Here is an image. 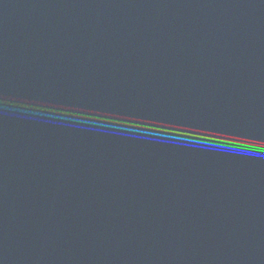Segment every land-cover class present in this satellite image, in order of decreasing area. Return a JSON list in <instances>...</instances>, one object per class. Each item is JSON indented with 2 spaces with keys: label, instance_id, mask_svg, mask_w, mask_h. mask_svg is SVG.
<instances>
[{
  "label": "water",
  "instance_id": "obj_1",
  "mask_svg": "<svg viewBox=\"0 0 264 264\" xmlns=\"http://www.w3.org/2000/svg\"><path fill=\"white\" fill-rule=\"evenodd\" d=\"M0 264H264V0H0Z\"/></svg>",
  "mask_w": 264,
  "mask_h": 264
}]
</instances>
